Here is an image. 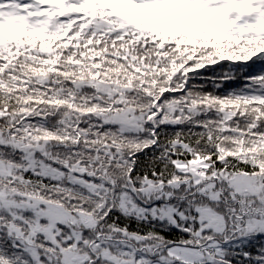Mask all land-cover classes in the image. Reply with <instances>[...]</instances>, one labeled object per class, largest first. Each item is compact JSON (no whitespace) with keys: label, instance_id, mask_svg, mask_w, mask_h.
I'll return each mask as SVG.
<instances>
[{"label":"snow or ice","instance_id":"obj_1","mask_svg":"<svg viewBox=\"0 0 264 264\" xmlns=\"http://www.w3.org/2000/svg\"><path fill=\"white\" fill-rule=\"evenodd\" d=\"M0 264H264V0H0Z\"/></svg>","mask_w":264,"mask_h":264},{"label":"trees","instance_id":"obj_2","mask_svg":"<svg viewBox=\"0 0 264 264\" xmlns=\"http://www.w3.org/2000/svg\"><path fill=\"white\" fill-rule=\"evenodd\" d=\"M217 69H219V66H217ZM211 74H212L211 71L205 72V75H211ZM209 87H210V85H209Z\"/></svg>","mask_w":264,"mask_h":264}]
</instances>
